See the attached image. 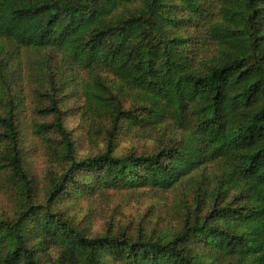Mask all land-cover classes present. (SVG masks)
<instances>
[{"label": "trees", "instance_id": "16d2710c", "mask_svg": "<svg viewBox=\"0 0 264 264\" xmlns=\"http://www.w3.org/2000/svg\"><path fill=\"white\" fill-rule=\"evenodd\" d=\"M1 42L21 64L18 84L0 75V187L18 207L0 215V264H264V0H0ZM66 87L110 120L103 151L76 156L57 98ZM26 111L48 153L57 135L64 164L43 198L21 150ZM123 120L135 134L174 129L185 139L117 156ZM209 163L222 167L209 212L170 238L111 224L87 235L54 209L66 195L191 188L197 172L209 179Z\"/></svg>", "mask_w": 264, "mask_h": 264}, {"label": "rangeland", "instance_id": "374dc122", "mask_svg": "<svg viewBox=\"0 0 264 264\" xmlns=\"http://www.w3.org/2000/svg\"><path fill=\"white\" fill-rule=\"evenodd\" d=\"M196 45L193 44L194 49ZM17 53L18 50L13 44L0 43V75L8 74L6 76L9 83L13 80H18L17 84L19 82L20 70L16 69V64L21 62H18ZM54 56L55 64H58L56 62L62 58V54L55 53ZM14 70L15 73H10ZM102 77L108 83L112 78L104 73ZM3 85L4 82H0V87ZM70 89L66 87V90L61 91L64 92L63 94H57V98L63 113V122L74 141L75 154L78 158L97 154L105 147L110 120L85 112L79 96ZM129 102L126 99L124 106L128 107ZM24 116L25 119L21 124L19 123L24 163L35 181L38 198H43L49 177L60 174L64 167L61 159L54 152L56 145L52 144L58 137L53 133L48 134L53 140L51 153H48L46 145L31 131L30 122L34 120V115L31 111H26ZM165 121L172 125L175 122L169 119ZM182 137V133L174 129L172 131L162 129L154 135L153 133L135 134L128 130L127 121L123 120L115 133L114 153L117 156L153 154L172 142H182L185 139ZM221 168L213 163L207 164L205 175L209 179L201 178L202 173L199 171L195 174L199 181L197 180L198 182L191 188L182 184L160 194L145 188L135 191L107 190L91 198L66 195L56 201L54 209L87 235L102 233L108 224H111L113 232L126 230L127 234L133 236L141 228L147 237L170 238L182 229L186 221L191 223L194 215L198 214L202 217L209 212L212 205L210 200L218 187ZM77 177L82 181L89 180V177ZM17 208L12 191L0 187V215L9 219ZM191 247L196 253L203 254L201 244H192ZM52 253L56 255L55 251L51 252V255ZM107 261L108 264H122L112 261L109 257Z\"/></svg>", "mask_w": 264, "mask_h": 264}]
</instances>
